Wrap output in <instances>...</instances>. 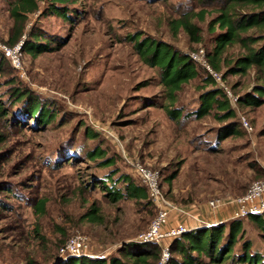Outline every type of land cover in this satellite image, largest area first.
<instances>
[{
  "label": "rangeland",
  "instance_id": "374dc122",
  "mask_svg": "<svg viewBox=\"0 0 264 264\" xmlns=\"http://www.w3.org/2000/svg\"><path fill=\"white\" fill-rule=\"evenodd\" d=\"M10 1L0 0V44L6 46L14 26ZM191 2L194 0H78L71 8L82 10V15L74 24L62 16L44 14L45 3L29 16L18 42H23L20 65L8 57L0 83L16 76L35 94L55 101L63 113L58 120L64 119L41 132L14 130L8 136L6 146L11 153L3 164L0 182L9 180L17 193L31 197L32 204L0 192V201L7 204L6 210L0 208V264H26L30 259L40 264L61 263L62 244L78 236L86 240L87 252L94 257L109 258L125 243H136L150 230L158 209L133 200L115 203L89 181L92 175L103 176L111 169L137 178L146 188L138 166L158 174L165 198L185 210L171 217L172 225L188 218H209L210 211L218 209H227L230 217L251 187L264 182V105L247 107L234 99L251 90L254 82L250 77L229 76L223 81L237 112L234 121L243 133L218 142L214 135L228 122L220 124L213 117L190 119L184 124L172 120L161 107L165 97L159 70L144 64L129 40L128 35L139 32L190 54L195 50L199 55L204 53L207 60L213 47L207 23H198L204 36L201 45L190 44L184 33L175 38L169 31L168 20L176 17V8L188 7ZM36 33L52 40L42 37L49 48L29 56L23 51L24 43ZM56 39L59 42L54 43ZM200 85L199 79L184 85L179 104L197 99L202 94ZM8 89V85L0 88L3 100ZM88 129L97 137L88 138ZM205 134L208 136L202 139ZM68 142L80 158L85 148L100 146L115 165L98 168L93 164L90 170L82 159L57 169L40 164L38 158L46 153L49 155L43 157L50 161L67 155V151L55 150ZM42 198L48 200L46 213L37 216L35 206ZM215 200L223 205L212 207ZM93 208L104 216V224L88 219ZM226 215L227 223L231 220ZM202 260L200 264H213ZM225 264H233V260Z\"/></svg>",
  "mask_w": 264,
  "mask_h": 264
},
{
  "label": "trees",
  "instance_id": "16d2710c",
  "mask_svg": "<svg viewBox=\"0 0 264 264\" xmlns=\"http://www.w3.org/2000/svg\"><path fill=\"white\" fill-rule=\"evenodd\" d=\"M78 0H12L10 13L14 26L7 44L14 47L23 38L29 16L41 9V4H48L44 14L59 15L65 21L74 24L82 10L71 8V4ZM153 3L161 0H149ZM163 2V0H162ZM176 17L168 20L171 36L177 38L184 33L192 45L204 43L203 30L198 23H207L212 36L213 47L207 52V62L217 73H223V81L229 76L250 77L254 82L251 90L238 98L237 103L247 107L264 105V0H194L188 6L176 8ZM43 38L52 40L46 34ZM34 39L25 41L23 51L29 56H37L49 48V42L44 41L37 33ZM140 60L151 68L159 70L161 85L164 89V104L162 109L177 123L192 119L205 120L213 117L218 123H227L217 130L215 138L223 142L231 136L241 135L240 124L235 122L236 109L225 92L210 72L201 64L195 62L189 52L177 49L172 43L162 41L154 36L142 33L128 35ZM40 41H37L39 40ZM59 42L58 39L54 40ZM196 52V50H195ZM9 58L0 50V75L4 73V65ZM10 64V63H9ZM201 95L187 104H179V93L184 85L198 80ZM8 85L6 100L0 97V173L3 164L8 161L11 153L8 136L14 130L23 132H38L46 130L48 126L59 123L64 118L63 113L55 106L56 102L35 94L31 89L17 81L16 76L0 83ZM158 105V104H155ZM232 121V122H230ZM186 124V123H185ZM1 127L4 130H1ZM208 134L203 135L205 139ZM88 138L97 137V133L87 130ZM217 142V141H215ZM67 151L68 154L54 160H46V153L38 158L42 166L56 168L63 165L81 163V159L89 165L98 168H111L115 160L108 157L102 147L86 149L83 158L70 142L55 150ZM83 150V149H82ZM31 156V155H30ZM32 158V156L30 157ZM22 160L19 163L22 164ZM6 170H4L5 174ZM119 174L118 176H116ZM264 176V174L262 175ZM172 177L167 178L171 183ZM95 187L106 192L111 201L133 200L138 203L147 202L151 206L149 191L139 180L129 174H120L118 169L103 176L92 175L89 180ZM9 180L0 182V192L12 193L27 203L32 199L26 194L17 193ZM47 199L42 198L35 206L37 216L46 213ZM154 207V206H153ZM0 208H7V204L0 201ZM155 209V207H154ZM156 211V209H155ZM156 216V215H155ZM88 219L96 225L104 224V216L98 208L91 209ZM35 233L39 236V230ZM65 243L62 244V246ZM61 246V247H62ZM172 255L177 254L169 264H200L202 259H209L213 264H225L233 260V264H264V212L251 214L243 218L219 223L210 227L192 229L171 246ZM161 256V248L153 244L128 242L121 247L117 255L112 257H94L91 255L71 257L58 264H157ZM26 264H40L30 259Z\"/></svg>",
  "mask_w": 264,
  "mask_h": 264
},
{
  "label": "built area",
  "instance_id": "2783aa9c",
  "mask_svg": "<svg viewBox=\"0 0 264 264\" xmlns=\"http://www.w3.org/2000/svg\"><path fill=\"white\" fill-rule=\"evenodd\" d=\"M23 46V42L18 43L15 47H9L3 44H0V50L9 57L13 64L16 66L20 65V53ZM203 53V52H202ZM191 58L205 67L210 74L216 79L218 84L223 87L222 75L215 72L207 60L199 53H191ZM225 87V85H224ZM231 98V97H230ZM236 101L237 98H234ZM246 128H249L248 122H245ZM139 174L146 181L149 191V199L153 206H156L158 209L157 217L155 218L151 228L147 233H145L141 238H138L136 242L141 244H153L161 248V258L158 264H169L172 259L171 246L172 244L181 236L186 234L192 229H197L200 227H210L223 223L225 221L211 222L208 219H199L198 217L194 218L196 225L194 227L188 226V224L183 222H178L176 225L170 223L171 217L174 214L185 213V210L171 201L167 200L162 193V188L159 184L158 174L138 166ZM223 202L220 200H215L211 202L212 207H221ZM238 211L230 216L228 220H234L242 217H246L251 214H258L264 212V182L254 184L249 192L239 200ZM217 209V208H215ZM179 217V216H178ZM84 241V242H83ZM85 239L82 236L74 237L73 239L66 242V244L61 248L62 259L60 260L63 263L65 260L71 257H80L89 255L87 252V244ZM86 244V248L83 244Z\"/></svg>",
  "mask_w": 264,
  "mask_h": 264
},
{
  "label": "crops",
  "instance_id": "0c3cea01",
  "mask_svg": "<svg viewBox=\"0 0 264 264\" xmlns=\"http://www.w3.org/2000/svg\"><path fill=\"white\" fill-rule=\"evenodd\" d=\"M205 213H207V215H208L207 211ZM210 213H212V215L209 218H206V219L210 220L211 222H217V221L221 222V221H225L227 219V218H224L223 215L228 214L229 211L227 209H220V210L218 209L216 211H210ZM227 217L229 218V215ZM188 219H190V218H188ZM188 219H185L184 223L191 224V226L190 225H188V226L194 227L196 225V223H195V225H193V221L194 220L188 221Z\"/></svg>",
  "mask_w": 264,
  "mask_h": 264
}]
</instances>
